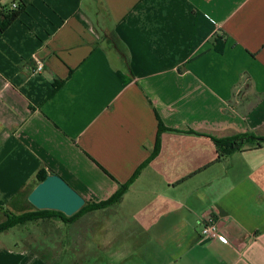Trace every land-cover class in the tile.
<instances>
[{
  "label": "crops",
  "instance_id": "crops-1",
  "mask_svg": "<svg viewBox=\"0 0 264 264\" xmlns=\"http://www.w3.org/2000/svg\"><path fill=\"white\" fill-rule=\"evenodd\" d=\"M22 1L0 34V214L36 210L41 168L97 203L146 164L107 208L9 228L0 264H264V141L213 140L264 137V0ZM208 213L228 243L201 237Z\"/></svg>",
  "mask_w": 264,
  "mask_h": 264
},
{
  "label": "trees",
  "instance_id": "trees-1",
  "mask_svg": "<svg viewBox=\"0 0 264 264\" xmlns=\"http://www.w3.org/2000/svg\"><path fill=\"white\" fill-rule=\"evenodd\" d=\"M4 1L5 0H0V34H2L10 26V24L20 16V14L25 9V3L22 0H16L17 6L15 8L9 6L10 2L6 3ZM162 129H164V127L159 124L158 134ZM213 140L215 142V146L218 152V158H221L222 156L231 154L232 152L244 149V146L246 144L253 143L255 146L254 148L261 147V142L264 141V137H257L254 134L243 133L226 138H214ZM157 151L158 146L155 147L153 154L157 153ZM145 164L146 162L142 164L139 168H137L134 174L126 183L120 184L118 186V189L109 198L97 203L85 201V204L71 216H66L62 212L56 210L36 209L34 211L24 212L20 215H11L7 217L6 221L2 223L0 222V231H5L15 225L24 224L29 221H36L39 219L47 218H57L61 219L64 222H73L79 216L89 211L107 208L108 206H111L120 200L122 195L128 189L131 182L136 178L141 168ZM48 174H53V171H47L44 168H41L36 174L37 182L43 181ZM28 194V191L25 192V197H27ZM30 206L32 205L30 204Z\"/></svg>",
  "mask_w": 264,
  "mask_h": 264
},
{
  "label": "water",
  "instance_id": "water-1",
  "mask_svg": "<svg viewBox=\"0 0 264 264\" xmlns=\"http://www.w3.org/2000/svg\"><path fill=\"white\" fill-rule=\"evenodd\" d=\"M27 200L36 209L56 210L66 216L76 213L84 204V198L62 177L48 174L30 191Z\"/></svg>",
  "mask_w": 264,
  "mask_h": 264
},
{
  "label": "built area",
  "instance_id": "built-area-1",
  "mask_svg": "<svg viewBox=\"0 0 264 264\" xmlns=\"http://www.w3.org/2000/svg\"><path fill=\"white\" fill-rule=\"evenodd\" d=\"M16 3H12L11 7L15 8ZM41 68L40 63H38V69ZM199 233L202 238H207L211 240H219L223 243H228V238L224 235L219 227L217 217L214 214L201 215L199 217Z\"/></svg>",
  "mask_w": 264,
  "mask_h": 264
},
{
  "label": "rangeland",
  "instance_id": "rangeland-1",
  "mask_svg": "<svg viewBox=\"0 0 264 264\" xmlns=\"http://www.w3.org/2000/svg\"><path fill=\"white\" fill-rule=\"evenodd\" d=\"M14 215V208L8 207L6 209L1 210L0 219L1 223L7 220V217ZM6 231H3L0 233V243L7 244L12 246L14 244V241H16L18 237V231L14 228L9 229Z\"/></svg>",
  "mask_w": 264,
  "mask_h": 264
}]
</instances>
